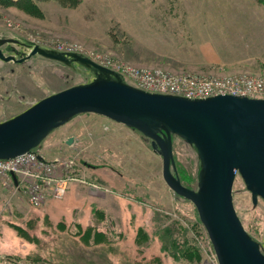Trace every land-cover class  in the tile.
<instances>
[{
	"label": "rangeland",
	"instance_id": "1",
	"mask_svg": "<svg viewBox=\"0 0 264 264\" xmlns=\"http://www.w3.org/2000/svg\"><path fill=\"white\" fill-rule=\"evenodd\" d=\"M30 1L26 7L0 0V30L28 52L38 45L111 71L131 66L228 86L249 79L264 85V0ZM35 57L41 62L31 75L3 76L0 120L93 78L77 64ZM174 144L195 189V153L178 139ZM42 147L47 160L75 153L76 161L53 170L63 176L61 194L49 193L42 181L46 200L37 208L0 176V255L26 264H217L195 208L165 184L161 157L140 133L82 114L52 131ZM238 180L234 209L264 254V202L253 206Z\"/></svg>",
	"mask_w": 264,
	"mask_h": 264
},
{
	"label": "water",
	"instance_id": "2",
	"mask_svg": "<svg viewBox=\"0 0 264 264\" xmlns=\"http://www.w3.org/2000/svg\"><path fill=\"white\" fill-rule=\"evenodd\" d=\"M30 55L85 68L92 80L37 101L0 122V160L39 147L74 117L94 114L134 130L161 157L162 178L190 202L206 231L217 264H264L260 245L243 228L232 203L238 176L255 206L264 202V99L235 95L185 98L136 88L85 56L33 45ZM178 139L197 160L196 187L182 185L173 158ZM73 137L65 140L73 143ZM40 160L41 157H38ZM16 183L15 176L12 175Z\"/></svg>",
	"mask_w": 264,
	"mask_h": 264
},
{
	"label": "built area",
	"instance_id": "3",
	"mask_svg": "<svg viewBox=\"0 0 264 264\" xmlns=\"http://www.w3.org/2000/svg\"><path fill=\"white\" fill-rule=\"evenodd\" d=\"M113 71L118 73L123 80L150 93L169 94L185 98H206L228 94L264 99V85L262 82L251 79L245 83L235 81L233 86H228L212 79L192 75H172L159 69L119 66ZM107 128L108 126L103 125V129ZM45 154L42 147H37L15 158L0 160V176L8 184H12L14 192L21 193L28 205L33 208L40 207L46 200L42 181H48L45 183V187L48 188L49 193L61 194L65 186L63 176L57 177L53 170H65L64 168L71 166L76 161V154L66 158L55 157L51 161L45 160ZM38 157H41L42 160ZM12 175L15 176L16 183L13 181ZM36 180L39 185L33 183ZM212 254L214 256V253ZM0 264L26 263L19 259H8V257L0 255Z\"/></svg>",
	"mask_w": 264,
	"mask_h": 264
},
{
	"label": "flooded vegetation",
	"instance_id": "4",
	"mask_svg": "<svg viewBox=\"0 0 264 264\" xmlns=\"http://www.w3.org/2000/svg\"><path fill=\"white\" fill-rule=\"evenodd\" d=\"M13 35L8 34L7 31L0 30V72L3 71V74L0 76V82L4 80L3 76L6 74L11 77L14 75H16V77L20 76V78L31 75L37 71L36 64L41 62L35 57L36 55H30L29 52L25 50L22 46L23 42H20L14 37H10ZM5 120H7V118L0 120V122ZM147 143H149V141H147Z\"/></svg>",
	"mask_w": 264,
	"mask_h": 264
},
{
	"label": "trees",
	"instance_id": "5",
	"mask_svg": "<svg viewBox=\"0 0 264 264\" xmlns=\"http://www.w3.org/2000/svg\"><path fill=\"white\" fill-rule=\"evenodd\" d=\"M22 1L23 3H26V7H31L32 3L30 0H20ZM60 1H66V0H60ZM174 147H175V144L173 143V158H174V162H175V167H176V171H177V175L182 183V185L188 187V184H190L191 182H193V179L192 177L190 176L187 168L185 166H183L179 161L178 159L176 158V155L174 153ZM80 162V161H79ZM81 163V162H80ZM238 178V176L236 177ZM237 182H241V181H237ZM236 182V183H237ZM197 218V217H196ZM197 221H198V218H197Z\"/></svg>",
	"mask_w": 264,
	"mask_h": 264
}]
</instances>
